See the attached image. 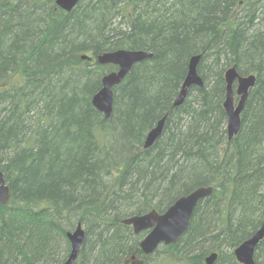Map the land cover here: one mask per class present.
Listing matches in <instances>:
<instances>
[{
  "label": "trees",
  "instance_id": "1",
  "mask_svg": "<svg viewBox=\"0 0 264 264\" xmlns=\"http://www.w3.org/2000/svg\"><path fill=\"white\" fill-rule=\"evenodd\" d=\"M118 49L152 57L113 88L105 119L91 99L116 67L95 59ZM194 55L203 87L174 107ZM230 67L256 83L228 139ZM0 170L11 190L0 203V264H62L78 223L76 264L150 263L139 248L146 232L122 220L164 212L201 186L211 195L154 255L240 264L234 250L264 220V0H80L70 12L55 0H0ZM254 261L264 264V237Z\"/></svg>",
  "mask_w": 264,
  "mask_h": 264
},
{
  "label": "water",
  "instance_id": "2",
  "mask_svg": "<svg viewBox=\"0 0 264 264\" xmlns=\"http://www.w3.org/2000/svg\"><path fill=\"white\" fill-rule=\"evenodd\" d=\"M80 0H55V4L66 12H70ZM152 54L143 50L118 49L104 52L96 57V63L101 66L113 65L115 71L105 73L101 78V88L92 96L91 104L105 119L111 116L113 109V88L119 85L133 65ZM201 55H194L189 59L187 73L182 82L173 106H180L186 99L188 89L192 86L202 88L203 81L197 72ZM85 58V56H83ZM225 100L223 108L227 117L228 139L234 137L241 127V113L245 108L250 90L255 86L256 76H241L235 67H230L224 72ZM166 116L147 133L144 148H149L162 134ZM212 187H197L188 194L177 198L164 212L150 210L142 215L127 217L122 224L130 226L133 233L138 235L146 232L139 241V248L145 255L153 254L160 245L176 243L188 228L193 211L198 203L210 196ZM11 190L6 183L3 172L0 170V203L5 204L10 198ZM264 237V220L260 228L248 239L242 242L235 250L234 255L240 264H256L254 251L257 244ZM85 232L80 223L67 233L70 243V252L62 264H76L79 251L84 242ZM217 254L206 258V264H213Z\"/></svg>",
  "mask_w": 264,
  "mask_h": 264
},
{
  "label": "rangeland",
  "instance_id": "3",
  "mask_svg": "<svg viewBox=\"0 0 264 264\" xmlns=\"http://www.w3.org/2000/svg\"><path fill=\"white\" fill-rule=\"evenodd\" d=\"M152 257V262H147V261H144L142 260L141 258H138V257H135V256H131L130 258L124 260L122 262V264H161L162 263V257H163V254H159L157 257L153 254L149 255ZM151 261V260H150Z\"/></svg>",
  "mask_w": 264,
  "mask_h": 264
}]
</instances>
